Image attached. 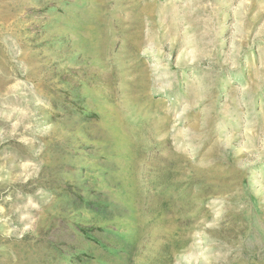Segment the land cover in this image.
Segmentation results:
<instances>
[{
    "label": "rangeland",
    "instance_id": "1",
    "mask_svg": "<svg viewBox=\"0 0 264 264\" xmlns=\"http://www.w3.org/2000/svg\"><path fill=\"white\" fill-rule=\"evenodd\" d=\"M0 264H264V0H0Z\"/></svg>",
    "mask_w": 264,
    "mask_h": 264
}]
</instances>
